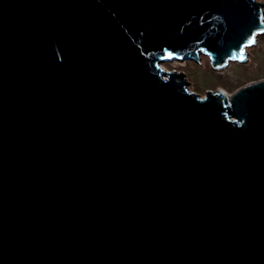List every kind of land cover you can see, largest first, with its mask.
Masks as SVG:
<instances>
[{"label": "water", "instance_id": "water-1", "mask_svg": "<svg viewBox=\"0 0 264 264\" xmlns=\"http://www.w3.org/2000/svg\"><path fill=\"white\" fill-rule=\"evenodd\" d=\"M262 7L0 0V264H264V80L161 66L247 61Z\"/></svg>", "mask_w": 264, "mask_h": 264}, {"label": "rangeland", "instance_id": "rangeland-1", "mask_svg": "<svg viewBox=\"0 0 264 264\" xmlns=\"http://www.w3.org/2000/svg\"><path fill=\"white\" fill-rule=\"evenodd\" d=\"M263 5L264 0H255ZM247 61H231L223 69H215L209 54L199 55L200 59L175 60L162 63L166 71L183 72L188 89L202 97L209 91H223L229 97L237 90L252 82L264 80V33L256 43L247 49ZM201 62H200V61Z\"/></svg>", "mask_w": 264, "mask_h": 264}, {"label": "bare ground", "instance_id": "bare-ground-1", "mask_svg": "<svg viewBox=\"0 0 264 264\" xmlns=\"http://www.w3.org/2000/svg\"><path fill=\"white\" fill-rule=\"evenodd\" d=\"M183 61V60H182ZM174 63H177V62H175V60L173 61ZM230 63V62H229ZM178 64V63H177ZM163 67V66H162Z\"/></svg>", "mask_w": 264, "mask_h": 264}, {"label": "snow or ice", "instance_id": "snow-or-ice-1", "mask_svg": "<svg viewBox=\"0 0 264 264\" xmlns=\"http://www.w3.org/2000/svg\"><path fill=\"white\" fill-rule=\"evenodd\" d=\"M254 42V41H253Z\"/></svg>", "mask_w": 264, "mask_h": 264}]
</instances>
